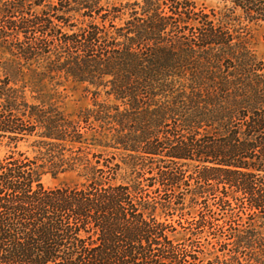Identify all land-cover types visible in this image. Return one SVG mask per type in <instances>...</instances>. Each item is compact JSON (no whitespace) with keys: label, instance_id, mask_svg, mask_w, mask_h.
Segmentation results:
<instances>
[{"label":"trees","instance_id":"obj_1","mask_svg":"<svg viewBox=\"0 0 264 264\" xmlns=\"http://www.w3.org/2000/svg\"><path fill=\"white\" fill-rule=\"evenodd\" d=\"M221 1L264 29V0ZM16 13L19 60L95 97L69 115L42 73H0V264H264V72L229 29L193 0Z\"/></svg>","mask_w":264,"mask_h":264},{"label":"rangeland","instance_id":"obj_2","mask_svg":"<svg viewBox=\"0 0 264 264\" xmlns=\"http://www.w3.org/2000/svg\"><path fill=\"white\" fill-rule=\"evenodd\" d=\"M55 1L56 0H0V22L3 21V19H8V17L5 16L6 13L12 15V12L16 13L17 11H22L38 14L37 12L40 10H48L50 6L55 5ZM133 1L135 0H103V3L105 5H119L121 3ZM193 1L196 3L199 11L209 14L216 21L226 26L234 35V41L236 42L237 47H246L257 62L263 67L264 72V29L258 25H249L243 19L239 18L238 13H233L229 10L221 0ZM37 3H40V6H38ZM15 15H17V13ZM3 16L5 17L3 18ZM127 16L128 15H125L124 17L126 18ZM75 17H79V15H75ZM12 19L16 18L13 16ZM93 20L97 22L95 19ZM67 21L70 24H75L76 28L80 27L82 25L81 23H84L83 21L81 22V20L77 21L75 18H67ZM54 22L56 29L59 31L57 33L58 36L63 38L67 35L66 33H71L67 28L58 25L59 23L57 21ZM116 25L117 27H120L122 22L118 20ZM0 32L5 33L3 38L4 47H0L1 74L6 73L12 77H16L15 74H17V77H20L21 74V77H24L31 82L33 80L32 78L35 77L34 73H42L43 76L40 77H42L43 81H40L39 85H41L45 91H49V97L47 98L51 97L56 100L69 115H75L79 110H83L92 105V101L95 97V88L86 83H80L73 80L63 72L64 70H62V72L54 73L53 77L48 76L49 73L46 68V66L50 64L48 56L41 58L36 63L34 61L26 62L19 60L17 56L20 51L18 50L22 46H27L30 40L34 39L33 35L29 38H24L15 31L1 26ZM50 43L52 50H54V52L59 51L64 58V60L60 61L58 65L65 66L67 52L58 45L56 40H50ZM171 46L178 49L179 44L175 43L171 44ZM189 58L190 63L192 64L189 65V68H195L193 66L199 63V56L192 55V57ZM52 62V66L56 65L55 61ZM184 72L186 73V79L184 81L187 82V79L190 78L191 71L186 68ZM185 85H188V83ZM104 97V94L101 93L99 99L101 100ZM21 148L24 149V146ZM6 152L7 149L5 147H0V158H2ZM75 178V175H66L61 176L58 179H53L50 175H46L43 177V183L46 186L53 187L63 183H73Z\"/></svg>","mask_w":264,"mask_h":264}]
</instances>
